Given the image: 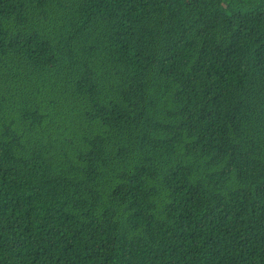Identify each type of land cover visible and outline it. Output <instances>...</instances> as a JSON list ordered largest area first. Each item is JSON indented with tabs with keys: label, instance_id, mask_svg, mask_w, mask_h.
<instances>
[{
	"label": "trees",
	"instance_id": "obj_1",
	"mask_svg": "<svg viewBox=\"0 0 264 264\" xmlns=\"http://www.w3.org/2000/svg\"><path fill=\"white\" fill-rule=\"evenodd\" d=\"M0 264H264V0H0Z\"/></svg>",
	"mask_w": 264,
	"mask_h": 264
}]
</instances>
